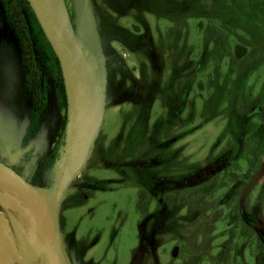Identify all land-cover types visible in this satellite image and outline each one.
I'll return each instance as SVG.
<instances>
[{
	"label": "rangeland",
	"instance_id": "1",
	"mask_svg": "<svg viewBox=\"0 0 264 264\" xmlns=\"http://www.w3.org/2000/svg\"><path fill=\"white\" fill-rule=\"evenodd\" d=\"M84 3L104 54L107 102L93 155L61 209L74 264H264V153L254 138L264 125V0H60L70 31L89 40ZM46 61L40 52L46 101L37 114L0 4V113L16 127L1 133L0 148L8 155L21 141L30 178L63 117ZM70 155L65 136L38 187L49 191ZM8 211L0 206L11 264H46L40 226L15 212L13 226Z\"/></svg>",
	"mask_w": 264,
	"mask_h": 264
},
{
	"label": "water",
	"instance_id": "2",
	"mask_svg": "<svg viewBox=\"0 0 264 264\" xmlns=\"http://www.w3.org/2000/svg\"><path fill=\"white\" fill-rule=\"evenodd\" d=\"M28 1L60 62L68 103L65 136L71 155L49 191L31 184L1 161L0 184L14 189L33 205L42 221L40 230L46 264H73L62 232L61 209L70 187L86 169L101 131L107 102L106 64L89 4L84 3L82 7L87 40L83 33L76 36L70 31L54 0ZM87 42L96 60V77L81 45ZM17 263L27 264L21 257L17 258Z\"/></svg>",
	"mask_w": 264,
	"mask_h": 264
},
{
	"label": "trees",
	"instance_id": "3",
	"mask_svg": "<svg viewBox=\"0 0 264 264\" xmlns=\"http://www.w3.org/2000/svg\"><path fill=\"white\" fill-rule=\"evenodd\" d=\"M0 4L5 13L6 18L11 23L21 45L25 82L31 90L32 111L37 114L40 113L44 109L43 105L46 101L43 88L44 81L41 77V72L38 68L37 63V55L40 52H43L45 54L47 60L46 65L50 67L51 72L54 74L55 89L59 99V105L61 107V110L63 111V117L57 133V141L53 147L48 148L47 151L44 152V154L42 155L38 165L35 168L33 178H30L29 176L26 177L23 174V161H25V158L18 151L20 149V145L22 144L21 141L20 143L17 142L16 144L17 150H13V153H9L8 155H6V157L1 156L4 151L2 152L0 148V161L10 166L16 173L23 176L31 184L38 186L43 175L56 163L59 150L66 133L68 103L64 79L60 62L52 46L47 40L36 18V15L34 14L30 6L29 1L0 0ZM143 6L149 7L148 5L146 6V4H143ZM240 49L241 47L239 46L236 48L237 59L243 58V54H239L238 52ZM121 68L128 70L123 63ZM254 138L258 140L259 149L262 153H264V125H261L259 129L254 133ZM126 142L129 143L130 139L127 138ZM11 157H14L13 161H16L14 164L11 162ZM17 166H19V168ZM213 189L214 185L201 189L199 191L208 193ZM8 214V219L10 220V222L13 224V226L16 225V214L12 211H8ZM246 220L247 223H249L250 225H254L249 221L248 218H246ZM232 221L236 222L237 216L232 217ZM230 241L229 243H232ZM66 249L72 260V256L70 255V246H68L67 244ZM222 257L224 258L223 262L225 263L227 261V251H223Z\"/></svg>",
	"mask_w": 264,
	"mask_h": 264
},
{
	"label": "bare ground",
	"instance_id": "4",
	"mask_svg": "<svg viewBox=\"0 0 264 264\" xmlns=\"http://www.w3.org/2000/svg\"><path fill=\"white\" fill-rule=\"evenodd\" d=\"M54 1L60 16L64 18L59 7V0ZM0 206L5 210L13 211L21 216L30 215L37 226L42 225V221L37 215L33 205L24 200L17 191L2 184H0ZM14 250L12 231L9 222L3 214H0V264H11L12 259L10 253Z\"/></svg>",
	"mask_w": 264,
	"mask_h": 264
},
{
	"label": "flooded vegetation",
	"instance_id": "5",
	"mask_svg": "<svg viewBox=\"0 0 264 264\" xmlns=\"http://www.w3.org/2000/svg\"><path fill=\"white\" fill-rule=\"evenodd\" d=\"M53 74V73H52ZM54 77V74H53ZM15 126L11 123V120L9 117L5 118V117H1V113H0V136L1 133H3L4 130H7L9 133H13V131L15 130ZM24 141V138H23ZM3 152V151H2ZM7 154H5V152H3V154L1 155L2 157L5 156L6 157ZM74 263V261H73Z\"/></svg>",
	"mask_w": 264,
	"mask_h": 264
}]
</instances>
